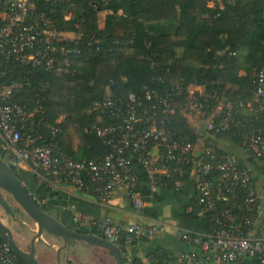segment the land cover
I'll list each match as a JSON object with an SVG mask.
<instances>
[{
  "label": "built area",
  "instance_id": "built-area-1",
  "mask_svg": "<svg viewBox=\"0 0 264 264\" xmlns=\"http://www.w3.org/2000/svg\"><path fill=\"white\" fill-rule=\"evenodd\" d=\"M60 1L64 0H0L2 159L19 172L27 171L47 190L67 185L81 190L90 187L92 196L100 203L108 202L117 189L123 188L135 213L142 209L144 201L132 171L134 161L147 170L152 191L166 186L168 179L187 169L195 187L197 209L194 215L204 217L211 212L209 219L214 224H210L205 233L176 229L175 235L190 243L193 251L179 253L171 264H245L248 260L264 264V232L257 235L247 232L252 220L264 215V199L255 189L249 163L234 154H216L211 148H200L193 141L175 139L169 121L163 117L173 112L172 102L178 98L186 117L191 114L208 116L205 128L215 134L226 130L234 121L236 111L245 106L255 104L256 109L264 113V69L254 73L250 99L229 100L216 91L203 92L199 85L184 88L175 82L162 94L145 88L139 95L129 92L122 101L107 88L89 108L94 115L91 130L104 146L103 155L100 159H73L61 150L58 138L63 116L48 126L47 136L43 135L39 123L32 119L33 111L13 100L12 89L17 80L7 74L20 67L69 72L68 56L78 55L80 48L69 47L67 43L77 44L83 38L84 17L69 5L61 11L62 21L70 22L77 30L57 28L52 23V17L56 16L51 14L54 9L48 11L43 5L56 7ZM221 2L207 0V5L213 7ZM213 101L216 103L214 111L207 113ZM215 116L217 120L213 119ZM243 149L248 157L264 163L261 132L249 136ZM181 182L179 178L174 179L173 189ZM240 188L246 214L235 217L230 208L217 212V203L230 201ZM78 219L75 217L73 221L83 222ZM91 224L99 228L105 240L125 247L164 232L162 224H123L110 217L94 220ZM14 258L11 248L0 242V264H11Z\"/></svg>",
  "mask_w": 264,
  "mask_h": 264
},
{
  "label": "trees",
  "instance_id": "trees-1",
  "mask_svg": "<svg viewBox=\"0 0 264 264\" xmlns=\"http://www.w3.org/2000/svg\"><path fill=\"white\" fill-rule=\"evenodd\" d=\"M69 5L84 17L83 38L77 44L67 43L80 48L78 55L68 56L69 72L20 67L7 73L17 80L13 100L33 111L32 119L39 123L43 135L47 136L48 126L63 116L58 138L61 150L69 157L100 159L103 155L104 146L91 130L94 115L89 108L107 88L122 101L129 92L139 95L145 88L162 94L175 82L184 88L199 85L203 92L216 91L229 100L253 97L254 73L264 69V0H222L213 7L207 5V0H64L56 7L43 5L48 11L54 9L51 14L56 16L51 17L57 28L76 31L70 22L62 21L61 11ZM239 50L245 51L244 63L228 54ZM181 103V99H174L173 112L163 117L169 121L175 139L197 143L198 136L187 123ZM210 105L207 113L214 111L216 103ZM252 107L256 115L242 116L241 108L228 128L214 136L245 147L252 134L264 135V113L255 104ZM200 148L227 153L212 147L207 138ZM12 168L22 181L19 171ZM176 178L189 180V171L175 174L163 187L173 189ZM84 191L89 193L91 189ZM242 197L241 188L237 189L233 199L217 203L216 211L230 208L235 217L241 218L246 214ZM37 202L50 214L48 205ZM196 209L195 194L186 215L197 218ZM210 216L211 212L204 215L206 231L214 224ZM77 231L103 237L95 225H80ZM118 246L124 264H171L175 259L170 250L159 246L144 259H128L125 246ZM11 264L25 263L15 255Z\"/></svg>",
  "mask_w": 264,
  "mask_h": 264
},
{
  "label": "crops",
  "instance_id": "crops-1",
  "mask_svg": "<svg viewBox=\"0 0 264 264\" xmlns=\"http://www.w3.org/2000/svg\"><path fill=\"white\" fill-rule=\"evenodd\" d=\"M244 53V50H239L238 52H234L233 55H236L238 59H242L240 62L244 63ZM240 113L242 116H254L257 112L252 106H245L241 109ZM208 118V116L202 117L203 120L205 119V122L208 121ZM192 127L198 136L197 145L199 147L203 144L204 139L207 138L208 143L212 147L246 160L253 174L255 189L264 199V163L259 160H254V162L249 161V157L246 155L243 147L231 141L216 138L214 133L207 132L204 125L198 123ZM77 142V140L74 141V146L77 145ZM132 171L137 178L139 192L144 201V206L138 213L133 211L130 200L123 188L117 189L108 202L100 203L94 199L91 192L88 193L75 186H61L59 189L51 191L39 186L27 171L22 170L19 173L22 178V183L32 196L41 203L48 205L50 214L59 221L62 220L71 229L77 230V227L80 225L92 226L91 223L94 220L105 217H110L114 222L123 224L140 222L147 225L162 224L164 226V232L161 234L125 247V256L128 259H144L149 251L158 246L170 250L174 256L181 252L193 251L190 243L180 240L175 235L176 229L196 233L206 232L205 218L203 216L191 219L186 215V207L195 195V187L192 179L182 181L177 189H167L166 187L160 186L152 191L150 189L151 183L147 170L137 161H134ZM75 217L79 218L78 220H83V222H74L73 218ZM1 220L5 224L3 217H1ZM25 221H29L28 224H32L30 220L24 219H22L21 223L27 224ZM252 223V226L247 229L249 235H257L264 232V215L257 220H252ZM29 230L34 229L29 227ZM12 236L15 240L14 231H12ZM42 244L44 243L42 242ZM18 246L22 249L21 245ZM92 247L91 249H96V247ZM47 250L52 251V247H47ZM55 250L54 248V256ZM63 251L64 249L61 251V257ZM78 252V254H81V251ZM36 257L41 264H50V258L44 256L43 251L36 254ZM247 264L262 263L257 260H248Z\"/></svg>",
  "mask_w": 264,
  "mask_h": 264
},
{
  "label": "water",
  "instance_id": "water-1",
  "mask_svg": "<svg viewBox=\"0 0 264 264\" xmlns=\"http://www.w3.org/2000/svg\"><path fill=\"white\" fill-rule=\"evenodd\" d=\"M0 208L6 216L15 222H20V216L25 214L36 228V232L29 240L28 251H24L16 244L11 229L3 224L0 217V237L2 241L25 264H41L35 255V242H43V234L61 240V244L55 250L56 264H60L61 251L75 242L103 248L111 254L114 264H124L121 250L117 244L95 234L81 233L71 229L51 214L43 211L37 200L25 187L13 168L2 159L1 155Z\"/></svg>",
  "mask_w": 264,
  "mask_h": 264
},
{
  "label": "rangeland",
  "instance_id": "rangeland-1",
  "mask_svg": "<svg viewBox=\"0 0 264 264\" xmlns=\"http://www.w3.org/2000/svg\"><path fill=\"white\" fill-rule=\"evenodd\" d=\"M72 36L73 35L70 34V37ZM224 95L222 97L226 98V96ZM215 113L217 112L215 111ZM202 117L203 115L201 114L198 116L191 114L189 118L186 117V121L189 124V126H193L198 123L204 125L205 119L203 120ZM4 195L7 196L5 193ZM0 216L3 217L4 219L3 221L5 222V225L15 232L14 238H15V242L17 241L16 244L21 245L24 251H28L29 240L36 232V228L34 224L33 223L28 224L29 221H25L27 224L21 223L22 219L29 220L25 214L20 216V222H15L11 220L8 216H6L1 208H0ZM29 227H31L34 230H29ZM42 238H43V243L45 245L42 244V241L36 242L35 244L37 248L35 247V255L43 251L44 256L50 258L49 260L50 264H56L55 256H54V248L56 249L57 246L61 244V240L46 234H43ZM49 246L52 247L53 252L51 250H47V247ZM91 248L93 247L90 245H86L82 242H75L73 245L64 249L62 257L60 255V264H114L113 258L108 251H106L105 249H101L100 247H96V249H91ZM78 251H81L80 252L81 254H78L79 253Z\"/></svg>",
  "mask_w": 264,
  "mask_h": 264
}]
</instances>
